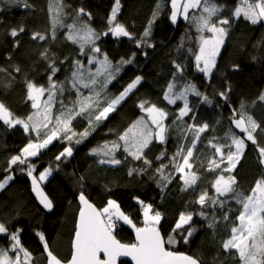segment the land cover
<instances>
[{
    "label": "snow or ice",
    "instance_id": "obj_1",
    "mask_svg": "<svg viewBox=\"0 0 264 264\" xmlns=\"http://www.w3.org/2000/svg\"><path fill=\"white\" fill-rule=\"evenodd\" d=\"M4 0H0V3ZM8 3L23 4L24 9L33 7L28 0H8ZM242 6H237L231 15H224L226 6L216 0H170V22L177 24L178 16L194 24L198 36V48L194 52V64L197 72L209 80L217 68V56L221 53L229 36L230 28L235 19L243 20L251 25L264 24V0H241ZM162 5L157 4L152 13V19L144 29L140 38L131 32L127 26L118 21V14L122 10L121 0H113V5L107 16L104 30H97L91 24L92 13L84 7L74 10L72 15L65 11L62 2L50 0L49 16L52 31L48 33L33 31L30 39L33 42L57 39L56 29H66L65 41L75 46L73 54L62 59L51 51L50 47H43L39 52V62L45 65L44 74L47 76L45 84H38L26 74L23 88L26 100L30 102L32 111L25 117L16 116L3 102H0V122L8 129L17 126L31 137L28 142L12 155L7 161L3 177H0V190L14 180V166L19 167L22 174H26L32 181V191L36 194L39 204L44 210L52 211L54 203L40 187V183L47 180L53 172L51 166L39 173V181L33 175L36 165L32 157H39L42 150L47 149L54 141L64 143L62 151L55 155L56 170L60 164L73 156V145H80L106 121L113 113L134 94L144 77L136 75L116 94H110L109 86L117 80L126 65H131L137 55L133 52L129 57H121L113 62L108 53L101 47L102 39L109 35L114 39L127 38L135 41L137 49L154 48L149 42L151 26L158 18ZM191 11V14H190ZM71 19V23H66ZM3 20L0 19V27ZM7 35L13 39V49L18 50L22 41L20 37L28 32L24 24L9 26ZM205 33H210L206 36ZM183 48V43L178 51ZM192 52V49H188ZM147 56L145 51L142 53ZM255 59V57L253 58ZM9 64L12 55L7 57ZM70 63L64 80H57L56 76L61 68ZM172 79L163 89L162 101L165 106L156 102L141 99L136 107L143 114L133 120L122 131L109 129L115 135L113 140H105L102 144L89 150V154L99 157L97 163L112 167L136 162L138 166L128 169V176H143L153 168V160L148 158L147 152L153 143L165 144L169 135L177 131L185 142L178 144L176 151L167 156L162 151L156 158L159 166L155 168L153 179L163 195L165 190L176 180L180 182L181 192H196L198 181L204 175H213L210 186L203 188L184 210H181L170 225L171 232L165 239L162 235L163 214L155 210L153 205L145 203L139 197H134L142 209L143 226L138 227L129 215L121 211L116 200L109 198L106 206L97 208L83 191L78 195L79 214L75 223V233L71 244V259L67 264H117L118 258L130 257L134 264H203L194 255L169 250L166 245H176L182 242L191 244L199 231L213 230L223 222L225 226L232 221L231 202L240 206L230 233L222 241L220 247L225 253L231 254L235 250L240 264H264V175L258 178L248 194L237 189V177L234 172L242 160L248 147V142L255 146L260 166L264 167V146L257 139V130L261 128L251 116L243 111L232 112L231 124L240 129L243 137L235 133H226L225 137L212 136L205 145V156L199 158L195 153L202 142V135L210 130L207 122L198 123L197 109L201 105H213V99L190 81L181 78L184 67L176 60L172 61ZM240 65L233 64L232 71H239ZM22 72L19 64L11 67L0 66V73H6L10 82ZM230 86L217 95L225 103L228 101ZM74 99H66L72 96ZM190 97L197 98V102L190 101ZM264 101V91L258 96ZM178 102H180L178 104ZM58 105V107H57ZM168 106H175L173 112ZM243 108V105H242ZM170 117L171 124L167 123ZM238 117V118H237ZM78 119L86 120L87 126L77 131L74 122ZM66 142V143H65ZM124 153L123 159L117 158ZM169 163H164V160ZM71 178V177H70ZM83 177L80 181H83ZM222 213L218 215L217 213ZM196 217L200 218L201 226H196ZM129 225L135 232L134 243H122L114 235V229L119 222ZM22 227H17L11 220L0 219V237L7 240V246H0V264H34L32 253L22 244ZM47 255V264H62L50 250L45 234L36 231ZM103 254V256H101Z\"/></svg>",
    "mask_w": 264,
    "mask_h": 264
},
{
    "label": "trees",
    "instance_id": "obj_2",
    "mask_svg": "<svg viewBox=\"0 0 264 264\" xmlns=\"http://www.w3.org/2000/svg\"><path fill=\"white\" fill-rule=\"evenodd\" d=\"M28 2L33 5L30 9H24L23 4L8 3V0L0 3V19L3 20V26L0 27V66L11 67L19 64L22 68V72L17 74L16 79L11 82L6 73H0V102H3L18 117H25L32 111L23 88L24 76L27 74L38 84L46 83L45 65L39 62L38 55L43 47H50L51 51L61 59L72 55L75 47L65 41L66 29L60 28L56 29L55 42L49 40L48 44H44V42L31 41L30 35L33 31L46 32L50 37L52 24L49 16L50 0H28ZM53 2H62L69 15H72L75 9L84 7L86 11L92 13L91 24L97 30L105 29L107 16L113 5V0H53ZM216 2L226 6L223 14L229 16L237 6H241L237 0H216ZM158 3L162 7L158 18L151 26L149 38V42L155 45L154 48L137 49L134 40L114 39L110 35L100 42L103 51L108 53L113 62L118 61L122 56L127 58L133 52L137 53L133 64L126 65L108 89L110 94H116L136 75H142L144 79L137 90H134V94L87 140L80 145H73V156L61 163L58 170H56L54 157L62 151L64 143L61 141H54L47 149L42 150L39 157L31 158L36 165V171L33 173L36 178L46 167L51 166L54 169L47 181L40 184L45 194L53 201L54 209L52 211L43 209L32 191L31 178L22 174L17 166H14V180L4 190H0V219L11 220L17 227L24 229L21 241L32 253L34 264H46L47 261L43 245L35 236L36 231L45 234L50 250L57 258L62 261L69 260L76 215L80 207L78 195L81 191V183L89 200L115 191L130 192L132 198L128 207L132 212L140 215L142 209L134 197L152 204L154 209L161 211L164 216L161 232L165 239L171 232L169 226L175 223L179 212L195 199L200 190L210 186L214 176L204 175L198 181L199 187L196 192H181L180 182L176 180L163 195L161 194L156 180L152 178L155 168L159 166L155 158L162 151L166 152L167 156H171L178 144L185 142L177 131L169 135L165 144L153 143L150 146L147 155L154 164L153 168L143 176H128V169L138 166L136 162L115 167L100 165L97 163L99 157L89 154V150L93 147L102 144L105 140L116 138L114 134L109 133V129L122 131L141 115L136 107L139 100L147 99L165 106L166 102L162 101L163 89L172 79L173 60L181 63L185 69L182 80L194 83L200 91L213 99L212 106L201 105L197 109V122H207L210 125L209 132L202 135V142L197 146L195 154L199 158H204L205 145L212 136L223 138L226 133H235L243 137V134L231 124L233 110L237 113L243 111L261 125L256 135L259 143L264 146V101L258 99L259 94L264 91V24L251 25L244 21L243 17L234 18L229 36L217 57V68L210 79L206 80L203 74L196 71L194 64V52L198 48L199 34L194 24L187 20L180 18L175 25L170 22V0H121L122 10L118 14V21L125 24L138 39L148 26V21L152 19V13L156 10ZM65 22L72 21L66 19ZM20 24H24L28 32L20 37L22 43L16 50L13 49V39L7 35L6 30L9 26ZM208 34L205 33V35ZM181 43L183 48L178 51ZM188 49L193 51L189 52ZM145 51L148 53L147 56L142 54ZM9 54L12 55L11 64L7 60ZM233 64L240 65L239 71H232ZM69 68L70 63H66L56 79L64 80ZM229 86L231 91L225 103L217 93ZM65 98L74 99L75 97L73 94ZM189 99L193 103L197 102L195 97ZM168 107L175 111V106ZM173 118L170 117L167 123L171 124ZM86 126L84 119L74 122L77 131H82ZM30 138L34 139L35 134L29 137L21 127L8 129L0 122V177L5 174L4 169L7 167L8 159L17 154ZM123 156L124 153L121 150L117 158L123 159ZM164 163L168 164L169 161L166 159ZM234 174L238 181L237 189L245 194H248L255 181L264 175V167L260 166L255 146L251 145V142H248L245 154ZM81 177L84 178L83 181H80ZM231 208L232 221L227 226L222 222L214 232L213 230L199 231L189 245L180 242L176 245H166V247L169 250L194 255L201 259L203 264H240L235 250L229 254L220 247L230 233L240 206L232 201ZM217 214L222 215L219 212ZM195 219L196 226L200 227L202 223L200 218ZM7 243L6 239L0 237V246H7ZM119 264L128 263L121 261Z\"/></svg>",
    "mask_w": 264,
    "mask_h": 264
},
{
    "label": "rangeland",
    "instance_id": "obj_3",
    "mask_svg": "<svg viewBox=\"0 0 264 264\" xmlns=\"http://www.w3.org/2000/svg\"><path fill=\"white\" fill-rule=\"evenodd\" d=\"M184 19L182 16H178V19ZM211 34L209 33L206 36H210ZM218 57V56H217ZM141 115H143L141 113ZM240 131V129H238ZM50 177V176H49ZM48 177V178H49ZM37 180L39 181V175L37 177ZM47 180L41 182L40 184H44ZM111 198L117 201V203L120 206L121 211H123L125 214L129 215L130 218L133 220V223L140 227L143 226V216L142 214L140 215L139 213L132 212L129 207L128 203L130 199L132 198V193L130 192H123V191H115L112 192L109 195H101L98 197H95L93 199H90V201L97 207V208H103L107 204V200ZM133 233L134 230L131 226L129 225H124L122 221L119 222L118 226L116 229H114V234L116 237L122 241L123 243H134L133 239Z\"/></svg>",
    "mask_w": 264,
    "mask_h": 264
},
{
    "label": "water",
    "instance_id": "obj_4",
    "mask_svg": "<svg viewBox=\"0 0 264 264\" xmlns=\"http://www.w3.org/2000/svg\"><path fill=\"white\" fill-rule=\"evenodd\" d=\"M78 214H79V210L77 212V215H76V220L78 218ZM76 223V221H75ZM142 227V226H140ZM74 233H75V230H74ZM74 233H73V237H72V240L74 238ZM115 235V234H114ZM117 238V237H116ZM118 239V238H117ZM133 239H134V242H135V232L133 233ZM119 240V239H118ZM122 242V241H121ZM123 243V242H122ZM71 251H72V248H71ZM101 256H103V254H101ZM59 259V258H58ZM71 259V253H70V257H69V260ZM62 261V260H61ZM121 261H125L127 262L128 264H134V262L131 260L130 257H121V258H118V262L117 264H119ZM46 264H47V261H46ZM62 264H67V261H62Z\"/></svg>",
    "mask_w": 264,
    "mask_h": 264
},
{
    "label": "built area",
    "instance_id": "obj_5",
    "mask_svg": "<svg viewBox=\"0 0 264 264\" xmlns=\"http://www.w3.org/2000/svg\"><path fill=\"white\" fill-rule=\"evenodd\" d=\"M239 3H240V5H241V0H237ZM242 6V5H241Z\"/></svg>",
    "mask_w": 264,
    "mask_h": 264
}]
</instances>
